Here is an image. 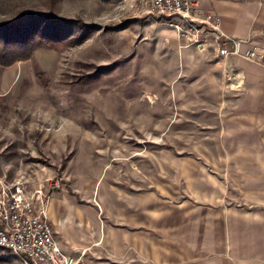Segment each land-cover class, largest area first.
Here are the masks:
<instances>
[{
  "label": "rangeland",
  "instance_id": "374dc122",
  "mask_svg": "<svg viewBox=\"0 0 264 264\" xmlns=\"http://www.w3.org/2000/svg\"><path fill=\"white\" fill-rule=\"evenodd\" d=\"M26 13L72 28L63 47L0 66V180L49 191L55 239L84 264H179L210 246L241 143L235 105L181 73V19L148 0H0V23ZM0 264L22 262L0 249Z\"/></svg>",
  "mask_w": 264,
  "mask_h": 264
},
{
  "label": "crops",
  "instance_id": "0c3cea01",
  "mask_svg": "<svg viewBox=\"0 0 264 264\" xmlns=\"http://www.w3.org/2000/svg\"><path fill=\"white\" fill-rule=\"evenodd\" d=\"M200 11L218 14L225 35L252 39L261 52L254 62L234 56L221 59L216 48H181L178 53L181 73L194 68L206 81L205 93L223 94L227 100L222 105H235L228 124L232 140L241 143L231 155L228 174L233 175L234 203L227 210L225 230L212 231L210 246L191 247L189 257L180 256L179 264H264V0H201ZM235 189L240 197H235ZM168 261L156 263L171 264Z\"/></svg>",
  "mask_w": 264,
  "mask_h": 264
},
{
  "label": "built area",
  "instance_id": "2783aa9c",
  "mask_svg": "<svg viewBox=\"0 0 264 264\" xmlns=\"http://www.w3.org/2000/svg\"><path fill=\"white\" fill-rule=\"evenodd\" d=\"M148 1L151 13H170L181 19V24L171 26L179 32L182 49L216 48L221 59L234 56L251 62L261 52L252 39L225 35L222 18L200 11V0ZM50 201L49 191L42 186L30 190L22 177L13 183L0 180V249L19 257L22 264H84L83 255L77 259L58 246L48 218Z\"/></svg>",
  "mask_w": 264,
  "mask_h": 264
},
{
  "label": "trees",
  "instance_id": "16d2710c",
  "mask_svg": "<svg viewBox=\"0 0 264 264\" xmlns=\"http://www.w3.org/2000/svg\"><path fill=\"white\" fill-rule=\"evenodd\" d=\"M71 24L44 13H26L13 22L0 23V66L28 60L37 51L63 47L70 37Z\"/></svg>",
  "mask_w": 264,
  "mask_h": 264
}]
</instances>
